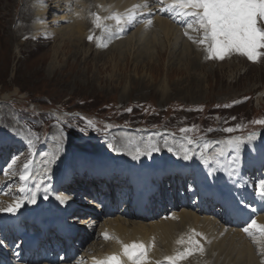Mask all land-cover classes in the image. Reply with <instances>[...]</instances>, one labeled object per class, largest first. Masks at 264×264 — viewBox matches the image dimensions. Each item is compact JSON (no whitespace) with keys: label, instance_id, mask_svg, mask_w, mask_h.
Returning a JSON list of instances; mask_svg holds the SVG:
<instances>
[{"label":"rangeland","instance_id":"1","mask_svg":"<svg viewBox=\"0 0 264 264\" xmlns=\"http://www.w3.org/2000/svg\"><path fill=\"white\" fill-rule=\"evenodd\" d=\"M41 1L43 2V0H30V5L29 0H0V135L5 131L11 136L18 135L21 139L16 142V148L23 143L25 144L27 140L33 144V146L25 144L22 147L23 152L20 158L12 159L9 170L7 169L6 173L1 175L5 181H11L9 182L10 188L13 185L15 189V184H21L25 181V178L20 179L19 177L26 171H21L25 161L30 160L34 163V160L38 158H42L43 161L47 155L54 153V158L48 169L57 170L65 162H72L79 156L74 157L72 153L58 155L56 154L57 150L62 152L71 150L75 154H81L85 151L111 153L118 161L119 166L125 164V169L128 168L133 157L137 155L128 148V142H132L130 148L134 150V145L137 144L132 140L133 134L128 132V128L126 129V126L123 125L108 126L105 137V127L108 123L113 122V119L130 123L134 127L129 128L139 130H141V126H157L159 130H151L148 138L142 136L140 140L136 136L134 140L139 139L142 144L149 142L148 145L151 149L161 142L157 153L160 158H170L166 155H169V146L172 145L166 146L165 142L166 139H172L171 142L175 143L179 151L184 149L185 155L189 159L193 155V149H198L201 146V144L190 142V138H197L199 131L200 133L205 132V129L202 128L205 124L211 123V128L215 131L221 129L229 131L231 129V131L241 132L246 128V123L241 115L243 111L249 110L246 114L249 115L250 111L261 105L263 108L261 114L264 113V67L258 66L260 64H252L246 72H243V67L239 65L241 60L237 62L238 64L235 61H224L218 65L199 62L200 67H195L190 61L194 56L184 57L182 51L170 48L167 39H161L162 46L158 44L151 46L152 53L146 52L139 45L134 46L132 40L128 45L116 43L119 36L113 33L112 22L106 25L104 23L106 21H103L99 12L93 13L91 11L97 0H82L87 5L85 6L82 2V4L78 3V6L74 8L75 10L72 9L74 0H71L72 8L64 5L65 0H50V2L44 0V2H48V16L51 21L46 26L51 27L50 29L44 28L45 26L41 27V33L35 35L33 31L24 30L21 26L29 22L26 19L28 8L36 13L35 3H42ZM105 1L108 0H103V2ZM65 2L68 4L67 1ZM54 9L55 11H53ZM66 9L68 11L64 13L63 11ZM76 10H80V12H76ZM155 11H157L156 8L150 10L151 13ZM68 12L75 14V18L73 19L74 15ZM30 13L33 17V13ZM54 13L55 15H53ZM76 14L85 15L87 17L85 19H89L92 23L91 26H87L83 36L71 35L68 32L69 28H66L67 25L75 23ZM32 17L31 22H29L31 25L39 19L38 16L36 19L33 17L35 20ZM137 17H139V21L147 22L148 20L146 15ZM99 22H103L104 25L99 27L102 24ZM55 24L60 25L57 27ZM33 26L36 28L39 25L36 23ZM18 27L21 30L18 31L19 33H17ZM104 28L109 30L110 35L113 36L109 40L112 42L111 46L105 45L104 40L99 35L100 33L96 34L97 29L104 31ZM207 30L210 28L204 27L197 31H191V34L196 35L195 43L198 44V46L193 45L192 48L199 56L207 54L213 47L214 42L211 37H203V32ZM88 33L92 34L91 38H85ZM44 36L46 37L43 38ZM82 38L84 39L80 43L79 40ZM206 42L207 48H204ZM180 44V41L176 42V46ZM153 53L155 54L153 55ZM229 63L231 66H228ZM222 65L225 68L221 69ZM177 68L184 69L185 72L180 73ZM258 91V95L255 96L254 93ZM230 92L233 94L237 92L241 94L239 96L252 94L253 97L246 101L247 106L235 105V110H231L232 114L224 115L221 122L212 119L213 114L221 110L217 105L199 110L201 103L211 104L238 96V94L229 96L232 94ZM81 101L87 103L84 105ZM135 101L139 104L134 106V115H129L134 120H127L124 116L127 117L128 114L125 113V110L123 111V108ZM147 101L155 103L157 107L152 105L151 108ZM61 106L68 111L83 110L89 119L87 121L82 120V118L75 120L66 117V115H61L59 120L53 118L48 129L49 132L44 135L45 118L40 117L36 120L39 138H35L32 132L21 122V118L30 119L34 113V119H36L38 112L48 108L49 113H59L61 110L56 109ZM37 108L38 110H35ZM93 110H98L102 116L96 115V111L94 113ZM63 118L65 124L61 122ZM195 124L197 127L192 128ZM64 126L67 127L68 131ZM100 127L103 128L101 133L92 137L80 138L85 131L94 132L95 130L97 133ZM168 128L170 131H176L179 135L169 133ZM102 137H105L104 141L101 139ZM177 139L180 141L178 142ZM41 140H44V146L42 144L40 148L44 147V149L37 151L35 145ZM123 145L126 151L124 153L120 149ZM142 152L144 155L142 158L151 160L143 147ZM10 154L13 156L16 153L11 152ZM32 154L33 156L30 157ZM121 158H124L125 161H122ZM179 162H183V160H179ZM186 165L188 166V162ZM30 171L31 168L28 172ZM202 173L204 171L200 169L198 175L200 182L203 177ZM125 175L128 174L125 173ZM184 176L178 177L176 181L170 177L168 179L170 182H177L179 179H184ZM160 179L162 180V178ZM153 187L156 191L157 187L154 185ZM15 199L10 197L9 202H4V205L10 204L12 206V202L16 201ZM180 205L178 203L177 207H173L174 211H188ZM167 217H157L156 221ZM229 236L233 238L235 233ZM245 264H248V261Z\"/></svg>","mask_w":264,"mask_h":264},{"label":"bare ground","instance_id":"2","mask_svg":"<svg viewBox=\"0 0 264 264\" xmlns=\"http://www.w3.org/2000/svg\"><path fill=\"white\" fill-rule=\"evenodd\" d=\"M46 1L44 2L43 0V2L41 1L42 3H39V2L35 3L36 8L34 9L36 13H33L31 8H28L26 12L27 14L26 19H28L29 22H31L32 15L30 12H32L33 17L35 19L38 16L39 19L36 20L34 24L37 23L39 26L34 28L33 26L34 24L31 25L29 22H27V23L22 24L21 26L23 27L24 30L29 29V31L34 32L33 34L39 35L41 33V30H40L41 27L43 28L45 26L44 28L50 29L51 26H46L51 22L49 20L50 17L48 16L49 15L48 14L49 13V5H48L49 1L48 2ZM65 1H67L68 4H66ZM65 1L63 2L64 5L70 8L72 6L71 4L72 1L71 0H65ZM140 1H141L139 5L140 10L137 14L135 13V11L137 12L136 0H108L105 2H103V0H97L96 1V4H98L97 7H96V4H94L92 6L91 11L99 12L101 14V18L103 19V21H106L104 22L106 25H108L109 22H112L111 27L113 29V33H116L119 36V38L116 39L117 40L116 43L128 45L130 40H132V42L134 43V46L139 45L142 48H144L146 52L152 53L151 46L153 47L154 45H157V44L162 46L161 39L162 40L167 39L168 45L170 46V48L177 49V51L179 50L182 51L181 53L184 57L194 56L193 58L190 59V61L195 67H200L198 63L203 62L201 59V56H199V54L194 51L191 44L185 41V39H188V38L186 36H185L186 38L183 37L182 33L179 31V29H182L185 26L186 20L184 19L183 15L180 14V12L175 10L174 3L170 2L167 4L166 7H161L160 9V7H158L159 6L158 3L161 2L163 4L164 1H167V0H140ZM177 1L181 4L182 7L186 1L191 4L198 3L197 0H185V1L177 0ZM81 2L85 6L87 5V3L82 0H74V2H72L74 3L73 4L74 7L72 6L73 8L72 7L71 8L74 9L75 6L77 7L78 3H81ZM29 4H30V0H29ZM154 7L159 8V10L158 12L155 11L154 13H151L150 10H152ZM67 11L68 9L64 10L63 12L65 13ZM76 12H80V10H76ZM68 13L73 14L74 11L73 13H70V12ZM193 13L196 14V12H193ZM83 14H78V15L76 14L75 23L74 24L72 23L73 25L66 26V28H69V31L68 30L67 31L71 35L77 34V35L83 36L85 35L87 26H91L92 24L91 21L89 19L86 20L85 18L87 17ZM73 15L74 17L73 16L72 17L74 19L75 14ZM139 15L148 16L147 22L139 21V23L135 24L134 19L136 16H139ZM104 23L99 22V24L101 25L99 27H102ZM58 25L56 26L59 27ZM127 28H130V30L133 29V31L131 32L129 31L130 33L128 32L129 33L128 35L127 33L126 34L122 33L124 32V30L127 31ZM134 28H135V31H134ZM101 30L97 29L96 34L98 35L100 33L99 35H101L102 39L104 40L105 45L111 46L112 42H109L110 37L112 36L110 35L111 34L110 31L106 30L105 28H104V31L103 30L101 31ZM18 31H21L19 27L17 29V33H19ZM65 32H66V29H65ZM91 35H92L91 33H88V35L85 38H91ZM68 36L70 35L68 34ZM45 37L46 36H44L43 38ZM83 39L84 38L79 40L80 43L82 42ZM172 39H173V42L171 43ZM177 41H180L182 45L180 44L179 46H176ZM154 54L155 53H153V55ZM150 59H151V56H150ZM229 65L230 63L228 64V66ZM223 68H225V66L221 67V69ZM177 69L180 70L179 71L180 73L185 72L184 69H181V68H177ZM236 94L238 93L235 92V94L232 93L229 96H233ZM2 140L5 144L10 141L7 138H3ZM259 143L263 145V140H259ZM120 149L122 153L126 152L124 149V145L121 146ZM2 152H4V150H2ZM93 152H97V151H93ZM69 153L70 154L72 153L73 156L79 155V154L73 153L71 150H67L66 152H62L60 150L56 151V154L58 155L59 154H69ZM98 154H102V155L96 158H87L86 156L80 157L78 160L80 170L85 171L87 169H91L92 174H95L96 170H101V173L103 174V170L106 168L107 164L110 165L111 171L119 167V163L115 159L113 154L102 153V152H98ZM108 154L113 156L114 159L108 158L107 157ZM248 157H250L251 160L257 159V153L254 151L253 148L249 151ZM53 158H54V153L51 155H47L43 161H42V158H38L33 164L34 166L31 168V171L28 172L27 176H28L29 181L25 185V189L28 191L27 192L28 198H25L26 200V202L24 203L25 208L31 209L32 207H34L37 202L33 203V201H35V199L38 197H40L41 199H45V200L50 199L52 202L57 201L58 199L71 200L73 198V196L56 194L55 191L70 181L73 171H74V174L76 172H79L77 165H71L70 167L68 166V170L62 169L60 171V174L57 177H50L46 180L42 178L44 175H40L41 172H39L38 170H40L41 168L44 169L47 165L48 167H50L49 165L50 163H52ZM179 160H183V162H179ZM215 160H216L215 167L220 166V165L224 166L222 170V175L226 178H230L234 180V184L236 186V189H235L236 195L241 196L244 194H251L254 191V189L257 192L264 191V187H262L259 184V182L257 184V188H255V187H252L251 183L248 180L242 179L241 176L246 171H251L247 163L248 162L247 160L245 162H241L242 164H244V166L235 165V167L225 166V165H229L228 159L225 157V155L215 156ZM1 163H3V160H0V165ZM165 163L167 164V167H164ZM186 164H187V161L184 158L173 159L171 157L170 158L162 157V158H158L154 162L147 158L136 157V156L133 157L132 162L129 164L128 168L124 169V172L127 173L128 174L127 176L130 177L128 186L134 185L135 187V190L133 192V195H134L133 202L134 203L132 204L130 208H128L129 210L128 213L134 214L133 215L134 217H142L141 214L147 209L146 205L148 202L151 201V196H153L155 193V190L152 184L153 178L155 176H159L162 179L170 177L174 181H176L178 177H183L185 175V172H186L185 168L187 166ZM205 168H207V171L205 175L204 173H202L203 177L201 181L205 177H208L211 172V170L208 167H205ZM45 170H48V169H45ZM162 170H166V171L163 172ZM46 172H51V171L48 170ZM226 182L227 180H225V183ZM79 187L80 188L83 187L81 183H79ZM87 193L94 195V193L89 190ZM250 200H251L250 204L245 205V208L242 211V214L245 216L246 220L248 221V224L264 232V228L260 227L262 225L264 226V198H262L258 194L253 195L252 193ZM219 203L221 205L224 204L223 201ZM17 208L21 209L22 207L17 205V207L13 211H16ZM41 209H44V208L41 207ZM5 210L6 209L4 208L2 209L0 208V213L4 212ZM131 210L135 211V213H131ZM156 219L157 217H152L150 218V220L152 221L149 224H146L142 220H130L131 222L129 223L127 222L128 220L126 218L125 219L115 218L112 222V225L113 226L117 225L119 234L123 235L124 237L129 238V241L114 240L112 244L110 243V240L99 242V244L101 243L102 246H104V251L100 252L99 255L101 257H104V256H107L109 251L116 250L118 253L121 254L126 264H161L165 258H169V257L172 260L171 264H175L176 257L183 258L186 255V253H183L180 251L179 246H178L179 242L183 239L182 233H181V231L183 232V226L186 225L188 222H193L197 224L200 218L193 212L183 210L181 212L174 211L169 217L163 218L162 220L156 221ZM203 230L208 232L209 228L205 227ZM138 233H141V235L145 239L154 240V243L152 246L153 251H149L144 254H141L137 248L132 247L134 243L130 242V240L134 238H138ZM214 234L217 236V235L223 234V232H220L219 234L217 232H214ZM229 235L230 234H227L224 238H221L220 241L207 245L206 250L202 253V255L206 254L207 258L213 261V264H236L237 262L238 264H245L247 263V261H248V264H260L258 258L254 254V251H255L254 247H251L248 244H245L242 241V237L236 232H235V237L233 238H230ZM261 235H264V234L261 233ZM156 240L163 242L164 251L160 250L156 246V243H155ZM234 240H235V243H234ZM111 245H113L112 249H111ZM49 249L50 251L46 252L47 253L46 256L52 259V256L54 255L56 251L55 246H51ZM132 253H135V255H132ZM87 254L88 252H86V255ZM84 258H85L84 255L79 256L78 258L79 260L75 264H87L86 261L85 262L83 261ZM51 264H54V263H51ZM64 264H68V263H64Z\"/></svg>","mask_w":264,"mask_h":264},{"label":"snow or ice","instance_id":"3","mask_svg":"<svg viewBox=\"0 0 264 264\" xmlns=\"http://www.w3.org/2000/svg\"><path fill=\"white\" fill-rule=\"evenodd\" d=\"M195 6L203 9L200 19L206 28H210L214 56L222 59L226 50H234L250 59L258 58L257 49L264 48V30L257 28V16L264 17V3L255 0H203ZM259 184L264 187V179ZM257 194L264 198V191L254 189L253 195ZM8 211L13 209L9 208ZM132 247L136 248V245Z\"/></svg>","mask_w":264,"mask_h":264}]
</instances>
